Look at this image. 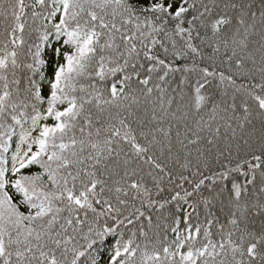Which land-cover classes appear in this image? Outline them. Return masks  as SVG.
I'll use <instances>...</instances> for the list:
<instances>
[{"label":"snow or ice","instance_id":"1","mask_svg":"<svg viewBox=\"0 0 264 264\" xmlns=\"http://www.w3.org/2000/svg\"><path fill=\"white\" fill-rule=\"evenodd\" d=\"M0 264H264V0H0Z\"/></svg>","mask_w":264,"mask_h":264}]
</instances>
